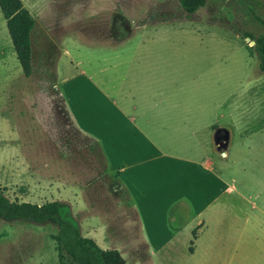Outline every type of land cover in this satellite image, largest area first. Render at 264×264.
I'll use <instances>...</instances> for the list:
<instances>
[{
  "label": "rangeland",
  "instance_id": "obj_1",
  "mask_svg": "<svg viewBox=\"0 0 264 264\" xmlns=\"http://www.w3.org/2000/svg\"><path fill=\"white\" fill-rule=\"evenodd\" d=\"M20 1L35 21L31 77L22 73L0 12L4 195L43 204L57 198L53 189L36 187L38 179L25 178V173L42 174L46 184L53 176L67 177L83 188L76 209L61 201L81 234L102 249L119 251L126 264H264V74L252 41L235 33L264 35V0H207L193 15L177 0ZM142 26L148 31H136L133 42H153V55L159 46L158 53L164 54L159 72L171 90L180 91L171 102L179 107L172 109L165 126L234 127L232 133H218L215 163L236 191L226 194L222 187L219 193L221 186H212L218 199L212 202L211 226L195 255L186 252L190 245L183 237L165 242L158 235L153 241L160 250L149 256L152 248L141 235L128 197L115 189L95 143L72 127L60 85L79 73V47L112 44ZM178 204L172 214L177 221H189L193 214L180 211ZM55 233L51 222L0 218V264H33Z\"/></svg>",
  "mask_w": 264,
  "mask_h": 264
},
{
  "label": "crops",
  "instance_id": "obj_2",
  "mask_svg": "<svg viewBox=\"0 0 264 264\" xmlns=\"http://www.w3.org/2000/svg\"><path fill=\"white\" fill-rule=\"evenodd\" d=\"M148 29L138 27L112 44L82 45L76 50L81 59L79 73L60 85L75 124L72 127L95 143L107 173L116 181L115 189L128 197L141 235L152 248L149 256L160 250L154 244L158 235L165 237V242L183 237L187 247L193 241V251L185 249L195 255L211 226L208 212L213 209L212 202L215 205L218 199L211 193L212 186H221L219 193L236 191L233 180L225 181L226 173H220L215 163L218 133L224 129L231 132L234 127L165 126L178 106H171L172 97H179L180 91L171 90L159 72L160 62L164 65L159 46L153 55V42H133L136 31ZM71 51H75L74 45ZM23 177L38 179L36 187L53 189L57 198L48 202L64 201L74 210L82 200V186L68 182L67 177L53 176L50 184L42 183V174L37 172ZM176 203L180 211L193 214L189 221H177L178 215L172 214ZM33 264H59L51 237Z\"/></svg>",
  "mask_w": 264,
  "mask_h": 264
},
{
  "label": "trees",
  "instance_id": "obj_3",
  "mask_svg": "<svg viewBox=\"0 0 264 264\" xmlns=\"http://www.w3.org/2000/svg\"><path fill=\"white\" fill-rule=\"evenodd\" d=\"M180 8L193 15L202 9L207 0H177ZM0 12L15 50L17 61L25 77L32 75L31 33L35 21L20 0H0ZM241 37L254 42L252 49L259 62V71L264 73V35L254 36L236 31ZM0 218L13 221H28L35 224L54 223L56 233L51 238L56 242L59 264H125L121 253L115 249H102L97 243L81 234L78 225L71 219L67 204L61 201L42 205L11 201L0 189ZM193 241L189 252H192Z\"/></svg>",
  "mask_w": 264,
  "mask_h": 264
},
{
  "label": "water",
  "instance_id": "obj_4",
  "mask_svg": "<svg viewBox=\"0 0 264 264\" xmlns=\"http://www.w3.org/2000/svg\"><path fill=\"white\" fill-rule=\"evenodd\" d=\"M247 41H250L249 38H246ZM252 45H254V42H252Z\"/></svg>",
  "mask_w": 264,
  "mask_h": 264
},
{
  "label": "bare ground",
  "instance_id": "obj_5",
  "mask_svg": "<svg viewBox=\"0 0 264 264\" xmlns=\"http://www.w3.org/2000/svg\"><path fill=\"white\" fill-rule=\"evenodd\" d=\"M224 157V155H222Z\"/></svg>",
  "mask_w": 264,
  "mask_h": 264
}]
</instances>
